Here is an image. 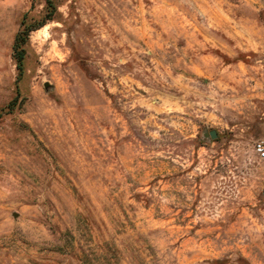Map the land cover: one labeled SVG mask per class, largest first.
<instances>
[{
    "label": "rangeland",
    "instance_id": "rangeland-1",
    "mask_svg": "<svg viewBox=\"0 0 264 264\" xmlns=\"http://www.w3.org/2000/svg\"><path fill=\"white\" fill-rule=\"evenodd\" d=\"M53 2L19 75L0 0V264H264V0Z\"/></svg>",
    "mask_w": 264,
    "mask_h": 264
},
{
    "label": "trees",
    "instance_id": "trees-1",
    "mask_svg": "<svg viewBox=\"0 0 264 264\" xmlns=\"http://www.w3.org/2000/svg\"><path fill=\"white\" fill-rule=\"evenodd\" d=\"M44 2L45 11L47 14H50V17L44 18V20L38 25H31L24 20L21 23L20 29L14 37L12 46V58L15 62V67L19 75L22 74L24 69V61L26 58V46L28 44L29 34L44 26L46 21L54 20L53 14L56 12V6L53 0H44Z\"/></svg>",
    "mask_w": 264,
    "mask_h": 264
},
{
    "label": "built area",
    "instance_id": "built-area-1",
    "mask_svg": "<svg viewBox=\"0 0 264 264\" xmlns=\"http://www.w3.org/2000/svg\"><path fill=\"white\" fill-rule=\"evenodd\" d=\"M255 151L260 160H264V141H260L255 145Z\"/></svg>",
    "mask_w": 264,
    "mask_h": 264
},
{
    "label": "water",
    "instance_id": "water-1",
    "mask_svg": "<svg viewBox=\"0 0 264 264\" xmlns=\"http://www.w3.org/2000/svg\"><path fill=\"white\" fill-rule=\"evenodd\" d=\"M205 136H208L210 139H212V140H214V139H216V137H217V133H216V131H210L207 135H205Z\"/></svg>",
    "mask_w": 264,
    "mask_h": 264
}]
</instances>
